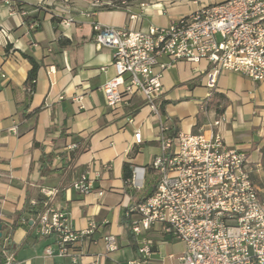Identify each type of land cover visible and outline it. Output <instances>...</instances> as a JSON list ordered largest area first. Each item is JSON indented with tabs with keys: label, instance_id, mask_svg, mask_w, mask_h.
I'll use <instances>...</instances> for the list:
<instances>
[{
	"label": "crops",
	"instance_id": "1",
	"mask_svg": "<svg viewBox=\"0 0 264 264\" xmlns=\"http://www.w3.org/2000/svg\"><path fill=\"white\" fill-rule=\"evenodd\" d=\"M175 1L145 5L135 13L127 8L97 9L88 0H72L68 5L62 0H0V30L5 31V35L0 32V238L12 245L15 264H72L69 258L46 257V247L56 248L51 239L38 236L30 222L9 234L14 213L26 199L33 205L42 191L51 189H62L51 206L64 211L72 228L83 230L89 221L97 226L76 248L78 264L134 260L132 244H138L127 233L124 214L134 203L132 195L137 198L141 191L123 182L122 165L150 168L159 153L158 121L176 120L179 131L188 133L223 116L227 124L220 133L225 144L248 155L253 182L264 194V82L222 71L209 89L207 61H178L163 74L159 116L137 95L115 110L105 103L101 88L115 76L112 51L96 47L92 24L145 31L150 26L166 27L203 6L202 0L192 1L193 6ZM66 19L72 22L66 24ZM23 54L41 65L29 102L24 82L31 65ZM26 105L28 112L41 109L21 121L17 113ZM137 129L142 143L136 145ZM34 142L39 146L34 147ZM71 144H87V148L65 167L62 158L69 161L70 153L64 149ZM148 150L150 160H143ZM43 153L52 156L51 170L44 175L39 171ZM83 173L93 186L87 195L71 187ZM98 191L103 196L98 197ZM108 235L117 244L110 253L104 247ZM149 237L153 264H175L184 245L164 237L157 228Z\"/></svg>",
	"mask_w": 264,
	"mask_h": 264
},
{
	"label": "built area",
	"instance_id": "2",
	"mask_svg": "<svg viewBox=\"0 0 264 264\" xmlns=\"http://www.w3.org/2000/svg\"><path fill=\"white\" fill-rule=\"evenodd\" d=\"M92 29L96 47L112 51L115 76L101 88L112 110L137 95L159 116L163 74L178 61H207L205 85L209 89L215 87L222 71L264 82V0L211 2L166 27L150 26L145 31L100 23H93ZM226 124L225 118L218 116L194 132L179 131L170 137L169 123L158 121L159 153L150 164L157 176L156 187L152 195L124 214L138 244L136 258L126 264H153L149 232L154 228L184 245L175 264H264V194L253 182L248 155L225 144L220 131ZM133 140L136 145L142 143L139 129L133 132ZM77 147L71 144L65 153ZM145 176V167H134L128 184L141 191ZM71 187L81 195L93 189L87 173ZM56 194V189L42 191L43 210L30 223L38 236L51 239L56 248L46 247V257L69 258L78 264L76 248L97 226L89 221L83 230L72 228L64 211L51 206ZM97 195L103 196V191ZM6 246L2 245V264H12L13 254ZM104 247L106 253L115 251V237H104Z\"/></svg>",
	"mask_w": 264,
	"mask_h": 264
},
{
	"label": "trees",
	"instance_id": "3",
	"mask_svg": "<svg viewBox=\"0 0 264 264\" xmlns=\"http://www.w3.org/2000/svg\"><path fill=\"white\" fill-rule=\"evenodd\" d=\"M102 9L112 10V9H125V8L124 7H104ZM23 56L30 62V65H31V68L28 70L27 77L24 82V96H25V99L29 102V100L31 99L36 89L38 70L40 69L41 65L31 56L26 55V54H23ZM214 97H219V95H214ZM215 107H217V104ZM28 108H29L28 105H26L20 112L17 113L21 121H24V120H27V119H30L36 116L37 113L41 109V108H38V109H35L34 111L28 112ZM217 111L220 112L219 110ZM169 126H170V129L167 135L170 137H173L179 132V128L177 126L176 120L170 121ZM33 146L38 147L39 145L34 142ZM86 148H87V144L78 145L77 149L70 152V160L67 162H65V157H63L62 161L64 162L65 167L69 166L81 153H83L86 150ZM51 160H52L51 155H47L45 153L42 154V157L40 159V168H39V171L42 175L50 172ZM132 172H133V167H130L129 164L124 163L122 165V180L125 184H128V182L131 180ZM151 174H153L152 178L150 176V178L147 179V175H151ZM156 183H157V176L154 174V172L150 168L146 169L144 189L141 190V194L137 198H135V195H132V199L134 200L133 205L137 204L140 201L145 200L147 197L152 195L156 187ZM59 195L60 196L62 195V189H57L56 196H59ZM43 202H44V198L42 195L39 196V198L36 200L34 205L30 204L29 198L26 199L23 208L20 211H17L14 213V216H13L14 219L10 227L9 234L11 235L15 229L21 226H28L30 219H33L37 212L43 210ZM124 225L127 228L128 235H133L129 228V223L125 221ZM2 245H3V239L0 238V264H2L3 262ZM132 246H133L134 251L136 252L137 250L136 244L133 243ZM12 249L13 248L11 244H8L5 248V250H7L8 252H10ZM12 264H15V261H13Z\"/></svg>",
	"mask_w": 264,
	"mask_h": 264
},
{
	"label": "rangeland",
	"instance_id": "4",
	"mask_svg": "<svg viewBox=\"0 0 264 264\" xmlns=\"http://www.w3.org/2000/svg\"><path fill=\"white\" fill-rule=\"evenodd\" d=\"M64 2V4H70L72 0H62ZM90 2H92L94 4V8L97 9H101L104 7H124L127 8L135 13L139 12L140 9H142L145 5H150V4H155V3H159L162 1H165L168 4L173 3L175 0H88ZM178 2L184 1L186 3H188L190 6L192 4V1H196V0H176ZM175 1V2H176ZM221 0H202V4H210L211 2H218ZM150 160V156H149V150L147 153L144 154L143 156V160ZM141 167H143V165H139ZM152 178V176H151Z\"/></svg>",
	"mask_w": 264,
	"mask_h": 264
},
{
	"label": "water",
	"instance_id": "5",
	"mask_svg": "<svg viewBox=\"0 0 264 264\" xmlns=\"http://www.w3.org/2000/svg\"><path fill=\"white\" fill-rule=\"evenodd\" d=\"M0 231H1V225H0ZM0 237H1V232H0Z\"/></svg>",
	"mask_w": 264,
	"mask_h": 264
}]
</instances>
